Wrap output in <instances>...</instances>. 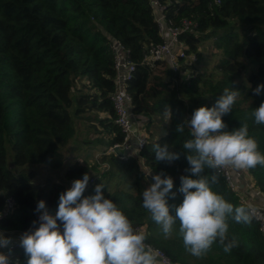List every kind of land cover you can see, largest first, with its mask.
Wrapping results in <instances>:
<instances>
[{"label":"trees","instance_id":"1","mask_svg":"<svg viewBox=\"0 0 264 264\" xmlns=\"http://www.w3.org/2000/svg\"><path fill=\"white\" fill-rule=\"evenodd\" d=\"M170 14L176 20L186 17L195 23L193 31L182 36L187 52L197 56L189 66L194 76L188 80L177 77L176 83H172L165 61L153 67L140 63L144 52L161 42L149 0H0V207L8 196L16 203L13 213L0 220L2 229L18 232L33 228L39 200H44L55 215L60 194L69 189L60 181L48 185L32 181L35 174L25 166L43 163L52 169L61 168L64 157L59 147L68 142L73 129V90L80 92L75 99V115L92 109L108 113L97 118L105 147L121 140L110 101L114 69L106 34L123 43L137 63L128 85L132 112L144 115L148 122L164 113L166 107L171 109L162 131L157 136L148 133V142L140 151L151 176L163 173L162 178H173L176 197L169 199L170 205L182 203L180 177L190 175L185 172L190 166L183 148V143L192 138L190 130L185 127L178 133L176 127L185 118L190 120L199 107L211 108L225 88H234L240 95L232 111L222 117L227 125L224 131L231 132L246 123L249 136L264 153V125H257L253 116L264 102V91L260 95L253 91L264 84V0H173ZM212 37L222 54L215 64V75L194 69L200 43ZM243 73H247L244 82L239 80ZM82 87L94 93H83ZM156 143L162 147L167 144L169 151L180 153V158L171 163L157 161L152 151ZM8 147L13 164L20 169L7 166ZM100 160L108 168L95 164L91 172L94 165L75 161L65 168L64 178L74 181L88 173L94 182L89 180L84 196L94 195L95 187L102 184L105 197L117 204L134 228L144 229L146 241L161 248L177 264H264V233L254 219L251 224H241L230 217L228 238L235 237L238 247L225 253L217 241L203 258H197L186 251L178 233L179 222L172 235L165 236L142 207V192L154 181L147 178L139 159L132 156L122 161L102 155ZM116 167L121 173L114 171ZM248 172L264 196V167L257 165ZM211 174L212 170L206 169V175ZM218 177V182L210 185L212 190L234 206H246L220 174ZM11 252L19 255L20 264H26L22 247Z\"/></svg>","mask_w":264,"mask_h":264},{"label":"clouds","instance_id":"2","mask_svg":"<svg viewBox=\"0 0 264 264\" xmlns=\"http://www.w3.org/2000/svg\"><path fill=\"white\" fill-rule=\"evenodd\" d=\"M253 91L260 95L264 84ZM239 95L238 90L225 88L211 108L199 107L190 120L185 118L177 125L178 133L187 127L192 137L183 143L190 166L185 172L190 175L180 177L178 191L183 194L182 203L169 204V199L176 197L172 191L174 182L171 176L162 178L163 173L152 176L154 183L142 192V207L165 236H171L179 222L183 245L197 258H203L217 241L225 253L238 247L235 237L228 238L229 218L251 224L256 216L255 208L234 206L210 186L218 182L220 170L264 167V153L249 136L246 123L231 132L224 131L227 125L222 117L232 111ZM164 111L172 115L170 108ZM253 116L257 125H264V102ZM152 151L157 161L171 163L180 158V153L169 151L167 144L162 147L156 143ZM206 169L212 170L210 177ZM89 180V174L85 173L81 179L72 181L71 187L59 196L55 216L49 213L44 200L37 202L38 221H33V228L19 238L26 264H160L159 253L145 242L146 234L134 229L117 204L105 197L102 184L95 187L94 195L84 196ZM10 243L11 238L0 232V248ZM9 259L0 253V264H9Z\"/></svg>","mask_w":264,"mask_h":264},{"label":"built area","instance_id":"3","mask_svg":"<svg viewBox=\"0 0 264 264\" xmlns=\"http://www.w3.org/2000/svg\"><path fill=\"white\" fill-rule=\"evenodd\" d=\"M172 3L173 0H149L151 15L161 42L152 44L144 52L140 63L153 67L156 63L165 61L172 74L171 81L176 83L177 77L180 80H188L194 76L193 69L189 66L197 60V56L193 52H187L188 45L182 38L185 33L193 31L195 23L186 17H180L176 20L175 16L170 14ZM106 36L112 53V67L114 69V91L110 94V101L115 113L114 123L120 129L122 138L120 141L109 145L105 151L96 153V155L99 159L100 156L105 155L114 156L122 161L135 156L139 159L145 175L148 176L150 175L149 168L140 155L141 149L148 142L147 118L144 115L132 112V97L128 92V85L133 78L137 63L130 58L129 51L123 43L109 34H106ZM186 72L188 75H185ZM174 74H177V76ZM100 164L102 169L108 167L105 164ZM218 174L223 177L227 187L238 196L241 203L251 206L247 195L240 190L238 180L233 177L231 169L220 170ZM93 182L94 178H90V183ZM251 207L256 209V216L253 219L258 223L259 230L264 233V206ZM15 208L14 198L12 196L5 197L0 207V220L9 217ZM49 213L55 216L52 211H49ZM38 217L39 213H37V221ZM38 226L37 224L36 227ZM134 229L144 232L142 227L137 226ZM26 231L17 232L16 230H7L0 227V232L11 238V243L6 247L8 252L17 247L21 248L19 238ZM145 242L159 253L160 264H177L161 248L153 246L148 241ZM9 258V264H20L19 255H11Z\"/></svg>","mask_w":264,"mask_h":264},{"label":"rangeland","instance_id":"4","mask_svg":"<svg viewBox=\"0 0 264 264\" xmlns=\"http://www.w3.org/2000/svg\"><path fill=\"white\" fill-rule=\"evenodd\" d=\"M213 41L214 40L212 37V40L210 38H207L200 43L198 48L199 60L196 64L197 68H194L197 72L205 71L206 73L213 72L214 75L216 74L214 67L215 64L221 59L222 54L221 51L215 47ZM252 68L253 66H249V69ZM246 75L247 73H243L239 77V80L244 82L246 79ZM82 91L83 93H94L93 89L89 87H82ZM79 93V91L73 90L70 94L71 99L73 100V105L70 109L73 129L68 142L65 145L59 147V152L64 157L61 168L52 169L43 163L26 165L25 168H27V171L31 169L35 174L32 181L34 180V182H38L43 185H48L52 181H60L63 182L66 187H71L72 180L64 178V170L68 165L75 161L79 163L86 162L88 163L89 167H92L94 165L93 169L90 170L91 172H94L95 164L99 165L100 163H103V160H100L99 157H97L96 153L103 150L105 151L108 146L105 147L104 145L105 140L103 138V130L99 126L97 118L108 116V113L97 109H92L88 112H84L83 114L75 115L73 113V110L76 105L75 99ZM84 116H89L91 118H85ZM166 116L167 115L165 114V112L162 114L154 115L151 121L149 120L146 124L147 134L151 133V135L157 136L162 131L161 125L162 123H164ZM12 157V151L8 147L6 158L7 166L12 170L20 169L21 167H16L13 164ZM117 170L119 171V173H121V168L116 167V170L114 171ZM121 178L123 179L124 177L122 176ZM249 202L251 205H254V203H251V201ZM0 253H4L8 256L12 255V252H8L6 248H0Z\"/></svg>","mask_w":264,"mask_h":264},{"label":"crops","instance_id":"5","mask_svg":"<svg viewBox=\"0 0 264 264\" xmlns=\"http://www.w3.org/2000/svg\"><path fill=\"white\" fill-rule=\"evenodd\" d=\"M231 173L238 180L240 190L247 195L249 201L264 206V196L256 187L248 170L234 171L231 169Z\"/></svg>","mask_w":264,"mask_h":264},{"label":"water","instance_id":"6","mask_svg":"<svg viewBox=\"0 0 264 264\" xmlns=\"http://www.w3.org/2000/svg\"><path fill=\"white\" fill-rule=\"evenodd\" d=\"M147 178L151 179L152 180V176L151 175H148Z\"/></svg>","mask_w":264,"mask_h":264}]
</instances>
